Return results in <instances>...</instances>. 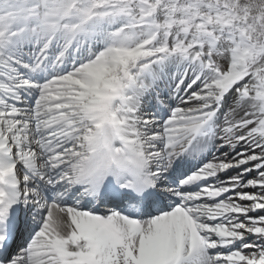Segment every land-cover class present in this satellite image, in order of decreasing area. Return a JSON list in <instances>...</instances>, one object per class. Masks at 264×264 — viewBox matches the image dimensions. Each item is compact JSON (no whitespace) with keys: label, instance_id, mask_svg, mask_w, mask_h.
<instances>
[{"label":"snow or ice","instance_id":"6c2138e0","mask_svg":"<svg viewBox=\"0 0 264 264\" xmlns=\"http://www.w3.org/2000/svg\"><path fill=\"white\" fill-rule=\"evenodd\" d=\"M0 264H264V0H0Z\"/></svg>","mask_w":264,"mask_h":264}]
</instances>
